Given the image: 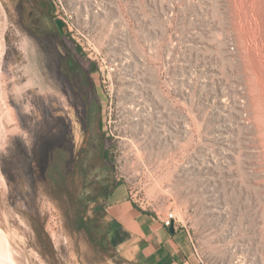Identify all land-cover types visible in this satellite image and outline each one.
I'll return each instance as SVG.
<instances>
[{"label":"rangeland","instance_id":"1","mask_svg":"<svg viewBox=\"0 0 264 264\" xmlns=\"http://www.w3.org/2000/svg\"><path fill=\"white\" fill-rule=\"evenodd\" d=\"M104 1L0 0V264H135L109 241L115 184L139 208L172 209L196 264H264V0ZM46 33L87 69L89 105L49 102L32 67ZM232 83L249 120L225 119L238 131L222 155L211 131ZM64 117L76 148L100 144L110 166L45 176Z\"/></svg>","mask_w":264,"mask_h":264},{"label":"crops","instance_id":"2","mask_svg":"<svg viewBox=\"0 0 264 264\" xmlns=\"http://www.w3.org/2000/svg\"><path fill=\"white\" fill-rule=\"evenodd\" d=\"M106 215L109 241L123 258L135 264H196L188 232L163 227L162 215L139 208L127 199V190L116 185L108 196Z\"/></svg>","mask_w":264,"mask_h":264},{"label":"flooded vegetation","instance_id":"3","mask_svg":"<svg viewBox=\"0 0 264 264\" xmlns=\"http://www.w3.org/2000/svg\"><path fill=\"white\" fill-rule=\"evenodd\" d=\"M40 36L32 46L35 50V54L32 55V67L35 72L40 71L42 86L53 91L49 102L55 101L57 104L66 103L72 106L89 105V98H87L89 91L87 90L90 89V82L85 66L80 63L77 55L64 45V41L56 33H46ZM54 91H58V94ZM50 112V119L53 120L54 113L51 106ZM85 132L91 135L89 125ZM86 142L92 144L88 140H84L82 144ZM94 145L95 143L92 144ZM78 148L75 145V149Z\"/></svg>","mask_w":264,"mask_h":264},{"label":"trees","instance_id":"4","mask_svg":"<svg viewBox=\"0 0 264 264\" xmlns=\"http://www.w3.org/2000/svg\"><path fill=\"white\" fill-rule=\"evenodd\" d=\"M95 68H92L91 71H94ZM54 121V119L52 120ZM60 130L62 132V144L58 146H51V151L55 153V161L52 164V169L47 173L45 170V176L52 178L58 176V165H61L63 168L70 165L71 170L66 171V175L69 176H79L82 179H87L90 176L92 167L99 165V167L106 169L110 166V159L106 149L101 148L100 144H95L92 146L90 142H86L79 146L78 149H75L74 142L70 139V128L68 120L64 117L60 120ZM22 152L27 154L29 153L28 147L21 143ZM27 164H31V159H27ZM67 170V169H66ZM42 171V170H41ZM117 184L113 185L110 188L108 193L114 189ZM101 191L107 192V184L101 187Z\"/></svg>","mask_w":264,"mask_h":264},{"label":"bare ground","instance_id":"5","mask_svg":"<svg viewBox=\"0 0 264 264\" xmlns=\"http://www.w3.org/2000/svg\"><path fill=\"white\" fill-rule=\"evenodd\" d=\"M105 3L106 2L104 0H100L101 6H103V4L105 5ZM92 5L96 9L100 10V6L94 4ZM96 9H93V15L98 14ZM126 54H128V52H126ZM210 70H215V65H211ZM123 80L126 81L127 77L124 76ZM219 92V107L222 108L225 113L223 114L224 118H219L218 122L212 126L211 132L215 142L218 144L219 152L222 155H225L227 153H231L228 148H233L232 144L235 138V132L238 131L237 125H233L232 123L227 122L225 119L235 117L238 123H247L249 120V114L247 111V104L243 100H236L237 95L243 93L242 86L239 83H232L227 89L220 90ZM129 94L130 91L128 92V95H126L127 98L129 97ZM157 102L161 103L160 101ZM156 112L163 113L164 111L159 109L158 111L156 110ZM4 240L5 238L2 240L0 236V259L2 258L4 251H6ZM243 262L244 259L242 257L237 260V264H244Z\"/></svg>","mask_w":264,"mask_h":264},{"label":"built area","instance_id":"6","mask_svg":"<svg viewBox=\"0 0 264 264\" xmlns=\"http://www.w3.org/2000/svg\"><path fill=\"white\" fill-rule=\"evenodd\" d=\"M123 53V52H122ZM127 54L125 53L124 55H122L120 58H123V60H121V59H119V58H117L118 60H121V62L123 61L124 62V57L123 56H126ZM113 56V55H112ZM113 58V57H112ZM111 58V59H112ZM126 58V57H125ZM127 59V58H126ZM116 60V59H115ZM114 60V61H115ZM113 61V60H112ZM126 64H128V62L126 63H123V64H121V66H122V68H121V74H123V73H125V74H127L126 73V70H125V67H123L124 65H126ZM119 78V77H118ZM118 78H117V83H121L120 82V80H118ZM133 80V79H132ZM134 81V80H133ZM141 114H144V113H141ZM149 116H147V114H144V116L142 115V119L144 120L143 122H147V118H148ZM157 118H159V117H157ZM156 120H158V122L159 123H157V126H159L161 129H163L164 127H166L167 126V124H168V121H169V118L164 122V124H165V126L163 127V126H160V118L159 119H156ZM175 126H176V124H175ZM143 127H145V126H143ZM173 129H175V127L173 128ZM160 130V129H159ZM130 198L134 201V199H133V197H132V195H130ZM153 210V212H154V214L155 215H160V211H158V210H156V209H152ZM161 223H162V225H163V227H165V228H168V227H170L171 225H173L174 226V228L176 227V215L174 214V211L172 210V209H170V210H168L167 212H164V213H162V220H161ZM189 240L191 241V239L189 238ZM191 243V242H190ZM192 244V243H191ZM195 255H196V257L198 258V255H197V253H195Z\"/></svg>","mask_w":264,"mask_h":264},{"label":"water","instance_id":"7","mask_svg":"<svg viewBox=\"0 0 264 264\" xmlns=\"http://www.w3.org/2000/svg\"><path fill=\"white\" fill-rule=\"evenodd\" d=\"M168 231H169L170 233H174V231H175L174 226L171 225L170 227H168Z\"/></svg>","mask_w":264,"mask_h":264}]
</instances>
